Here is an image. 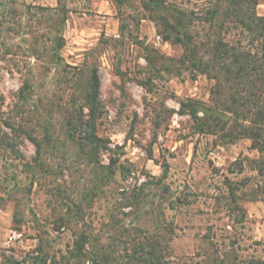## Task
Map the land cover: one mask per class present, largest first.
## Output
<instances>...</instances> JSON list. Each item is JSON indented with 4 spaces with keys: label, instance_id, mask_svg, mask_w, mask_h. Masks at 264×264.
<instances>
[{
    "label": "rangeland",
    "instance_id": "1",
    "mask_svg": "<svg viewBox=\"0 0 264 264\" xmlns=\"http://www.w3.org/2000/svg\"><path fill=\"white\" fill-rule=\"evenodd\" d=\"M219 1L0 0V264H128L146 235L166 264H264L262 154L201 130L184 104L206 117L217 80L160 32L182 19L206 59L220 40L263 51L238 23L210 26ZM94 69L98 146L70 124L89 119Z\"/></svg>",
    "mask_w": 264,
    "mask_h": 264
},
{
    "label": "trees",
    "instance_id": "2",
    "mask_svg": "<svg viewBox=\"0 0 264 264\" xmlns=\"http://www.w3.org/2000/svg\"><path fill=\"white\" fill-rule=\"evenodd\" d=\"M222 1V0H220ZM217 2L211 13L210 26L220 20L221 24L235 22L256 40L264 39V15H258L255 8L257 1L253 0H226L229 7L222 8ZM166 28L160 32L165 39L175 44H181L185 48L183 57L179 59L183 66L196 68L204 73L211 74L217 80V107L205 108L206 117H200L197 104L189 103L184 106L191 108L194 119L199 120L201 130L211 132L222 131L223 136L229 141L248 138L252 141V148L261 152L260 158L251 160V165L264 176V42L263 51L253 49H238L234 45L225 44L222 40L215 44L210 59H206L196 44L195 37L189 32L182 19L172 23L168 18H163ZM164 24V23H163ZM180 26V27H179ZM64 43L60 44L62 47ZM226 47V48H224ZM229 84V95L221 91L222 87ZM224 88V87H223ZM101 78L98 69L92 74L91 88L88 91L87 102L89 107V119L79 117L71 120V131H80L84 134L85 145H99L101 140L96 134V119L100 112ZM219 96L223 97L219 99ZM4 100V98H2ZM225 108L231 117L224 119L219 110ZM220 108V109H219ZM10 128H14L11 121H7ZM7 145L16 149L14 141L9 137ZM40 148V143H37ZM244 164L240 163V170H244ZM165 169V175L167 174ZM232 209L241 213L244 219L247 216L245 207L239 203L233 190ZM141 231L143 229H140ZM171 238V237H170ZM170 240V239H168ZM83 245H79V251ZM165 247L162 240L146 235L135 245V253L128 264H166ZM110 255L96 257V264H112Z\"/></svg>",
    "mask_w": 264,
    "mask_h": 264
}]
</instances>
